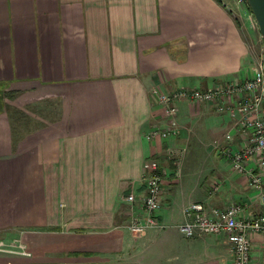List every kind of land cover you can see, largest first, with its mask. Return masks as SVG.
<instances>
[{
	"label": "crops",
	"instance_id": "1",
	"mask_svg": "<svg viewBox=\"0 0 264 264\" xmlns=\"http://www.w3.org/2000/svg\"><path fill=\"white\" fill-rule=\"evenodd\" d=\"M247 9L245 0H0V264H232L225 235L179 230L184 210L239 205L240 219L255 218L259 194L227 159L219 191L189 199L161 163L202 146L225 116L180 102L181 134L148 136L166 124L154 89L207 90L246 71ZM150 160L167 172L164 228L133 234ZM252 242L250 264H264V235Z\"/></svg>",
	"mask_w": 264,
	"mask_h": 264
},
{
	"label": "built area",
	"instance_id": "2",
	"mask_svg": "<svg viewBox=\"0 0 264 264\" xmlns=\"http://www.w3.org/2000/svg\"><path fill=\"white\" fill-rule=\"evenodd\" d=\"M243 1V0H242ZM153 98L163 113L165 126L153 129L148 139L167 140L178 137L181 127L178 122L179 103L205 104L220 115H228L233 127L225 134V142L218 151L231 163L232 170L243 176L260 197L262 212L255 218L240 219L241 206L227 208L206 207L201 202L191 203L184 210L185 222L179 230L187 237L202 235H225L233 254L232 264H250L253 251L252 236L264 235V66L263 61L241 77L220 83L216 87L201 90L178 88L170 92L153 90ZM238 140V141H237ZM178 152L169 151L168 154ZM146 193L142 198L145 216L137 217L130 225L133 234H142L148 229L164 228L157 214L162 209L165 196L167 172L157 160L144 164ZM130 205L136 196L125 197Z\"/></svg>",
	"mask_w": 264,
	"mask_h": 264
},
{
	"label": "rangeland",
	"instance_id": "3",
	"mask_svg": "<svg viewBox=\"0 0 264 264\" xmlns=\"http://www.w3.org/2000/svg\"><path fill=\"white\" fill-rule=\"evenodd\" d=\"M242 15L246 16V20L249 21L248 25L250 24L249 29H246L245 23L243 26L248 42L249 57H247L248 59L246 60V71L249 72L254 66L258 65L260 62L262 63L263 39L259 31V26L249 6L247 11L242 13ZM223 116H225V118L219 120H222V123L219 124L221 127L219 133H216V135L214 134L215 136L209 134L206 138L201 137L200 145L202 146L193 143L189 150L180 152L182 154L181 157L177 153H173L167 154L169 157L165 155V157L162 158L163 160H161L162 166L168 167L169 164L172 169L171 172H176V179H180V181L183 179L184 188L189 193L188 196H190L189 199L195 198L202 200L203 198L201 197H204V195H206L205 198L211 196V193L214 194V192L219 191H217V189H219L220 183L216 182L219 181L217 176L220 174L230 176L228 172L231 170L230 163L217 149L219 145L225 142L224 135L228 129V123L231 121L228 115H220V117ZM32 124L33 123L30 121L28 128H31L33 126ZM37 124L38 123H36L34 127ZM40 124L42 123L40 122ZM206 147H209V152H206ZM163 161H167V163ZM158 162L160 163V161Z\"/></svg>",
	"mask_w": 264,
	"mask_h": 264
},
{
	"label": "water",
	"instance_id": "4",
	"mask_svg": "<svg viewBox=\"0 0 264 264\" xmlns=\"http://www.w3.org/2000/svg\"><path fill=\"white\" fill-rule=\"evenodd\" d=\"M250 7L253 16L259 26V31L263 39V66H264V0H245Z\"/></svg>",
	"mask_w": 264,
	"mask_h": 264
},
{
	"label": "trees",
	"instance_id": "5",
	"mask_svg": "<svg viewBox=\"0 0 264 264\" xmlns=\"http://www.w3.org/2000/svg\"><path fill=\"white\" fill-rule=\"evenodd\" d=\"M249 9H250V7H249ZM251 10V9H250ZM252 12V11H251Z\"/></svg>",
	"mask_w": 264,
	"mask_h": 264
}]
</instances>
